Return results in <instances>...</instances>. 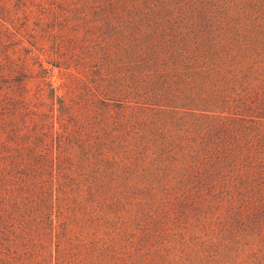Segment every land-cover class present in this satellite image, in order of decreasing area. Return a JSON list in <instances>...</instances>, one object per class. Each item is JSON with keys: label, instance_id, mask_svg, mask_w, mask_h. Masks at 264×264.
Wrapping results in <instances>:
<instances>
[{"label": "rangeland", "instance_id": "1", "mask_svg": "<svg viewBox=\"0 0 264 264\" xmlns=\"http://www.w3.org/2000/svg\"><path fill=\"white\" fill-rule=\"evenodd\" d=\"M0 264H264V0H0Z\"/></svg>", "mask_w": 264, "mask_h": 264}, {"label": "trees", "instance_id": "2", "mask_svg": "<svg viewBox=\"0 0 264 264\" xmlns=\"http://www.w3.org/2000/svg\"><path fill=\"white\" fill-rule=\"evenodd\" d=\"M18 80H21V78ZM214 104L226 106L228 101L219 98L217 101H214ZM191 106L188 112L195 117L196 121L204 123V119H207L209 116L204 115L200 111L206 112L210 109H207L208 107L205 105L203 107H199L200 105ZM219 106L213 109L218 113L214 117L213 122L209 123V126L203 129V131H200L198 137L196 135L194 137V142L195 140L197 142L194 147L195 150H193V158L196 163L206 159L210 162L213 161L222 164L223 166L236 165L237 158L244 157L245 159L249 157L247 155L251 152L252 147L249 146L251 145L249 141L245 139V134L248 129L246 123L249 121L246 120L244 114L238 113L237 109L231 112V109L226 110L223 108L222 110ZM234 143L236 144L234 145Z\"/></svg>", "mask_w": 264, "mask_h": 264}]
</instances>
